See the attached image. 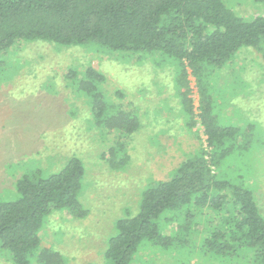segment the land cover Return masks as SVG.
I'll use <instances>...</instances> for the list:
<instances>
[{
    "label": "trees",
    "instance_id": "16d2710c",
    "mask_svg": "<svg viewBox=\"0 0 264 264\" xmlns=\"http://www.w3.org/2000/svg\"><path fill=\"white\" fill-rule=\"evenodd\" d=\"M252 1L264 6V0ZM246 17L228 8L225 0H0L1 55L18 41H42L157 53L180 63L176 93L185 127L201 126L205 147L184 160L169 179L141 192L138 212L116 221L104 264H133L142 248L180 247L184 238L202 230L199 219L206 223V253L220 259L219 264L244 258L264 264V218L252 190L216 172L232 153L248 151L254 126H220L207 92L209 79L204 83L202 78L204 70L221 68L243 47L258 52L264 63V16ZM189 76L195 81L197 106ZM64 77L86 97L95 127L125 137L139 129L136 115L121 110L103 93L101 73L91 67L83 72L69 69ZM103 158L110 168L122 169L129 160L126 144L118 141ZM41 173L23 174L15 183L14 197L0 201V251L12 264H30L33 259L37 264H63L58 252L38 249V232L53 213L76 219L87 215L78 200L85 175L79 159L71 157L48 176ZM172 220L177 229H165Z\"/></svg>",
    "mask_w": 264,
    "mask_h": 264
},
{
    "label": "rangeland",
    "instance_id": "374dc122",
    "mask_svg": "<svg viewBox=\"0 0 264 264\" xmlns=\"http://www.w3.org/2000/svg\"><path fill=\"white\" fill-rule=\"evenodd\" d=\"M236 14L264 16V6L252 0H225ZM259 5V6H258ZM0 54V201L14 196L16 181L28 171L48 176L71 157L85 175L79 203L82 219L59 212L48 216L38 236L39 250L58 252L63 264H104L107 240L117 220L138 212L141 192L169 179L174 170L205 147L203 129L188 130L176 93L181 66L157 53L131 54L89 46L64 47L48 42L18 41ZM91 67L104 76L101 88L120 109L133 112L139 129L125 137L97 128L86 97L65 79L67 70ZM211 74V75H210ZM217 75V77H214ZM220 126L252 124L255 137L246 152H234L216 169L219 177L252 190L264 218V63L258 52L241 48L221 68L203 71ZM190 87L197 103L194 78ZM118 94L122 96L119 97ZM118 141L129 155L122 169H112L103 153ZM201 231L167 251L139 250L133 264H219L206 253L205 220ZM177 221L165 229H177ZM228 261L229 258L227 259ZM237 260V259H234ZM239 261V262H238ZM238 259L235 264H254ZM0 264H12L0 251ZM30 264H37L33 259Z\"/></svg>",
    "mask_w": 264,
    "mask_h": 264
}]
</instances>
